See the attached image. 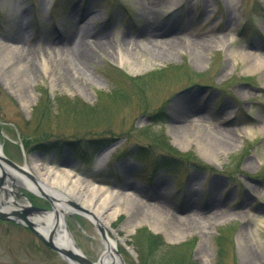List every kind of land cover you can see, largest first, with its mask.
I'll use <instances>...</instances> for the list:
<instances>
[{"label":"rangeland","instance_id":"rangeland-1","mask_svg":"<svg viewBox=\"0 0 264 264\" xmlns=\"http://www.w3.org/2000/svg\"><path fill=\"white\" fill-rule=\"evenodd\" d=\"M142 30L160 43H145ZM15 34L29 68L12 88L0 78V145L10 160L23 167L35 157L135 194V211L113 225L125 264H156L175 247L191 264H264V75L243 54L264 58V0H0V42ZM68 35L84 40L86 58L55 51ZM230 46L239 54L229 56ZM165 68L172 75L145 95L113 96L121 75L141 82ZM187 115L191 122L177 120ZM89 130L109 135L103 147L76 142ZM63 137L73 141L59 144ZM17 190L14 202L52 208ZM65 221L95 262L102 238L93 221L76 209ZM15 226L24 225L0 220V264H68Z\"/></svg>","mask_w":264,"mask_h":264},{"label":"bare ground","instance_id":"bare-ground-1","mask_svg":"<svg viewBox=\"0 0 264 264\" xmlns=\"http://www.w3.org/2000/svg\"><path fill=\"white\" fill-rule=\"evenodd\" d=\"M140 34L142 40L149 45L155 47L160 43L156 42L153 38V36L156 35L155 33L142 30ZM77 36H79V32L78 35L76 34V37ZM159 36L161 35L157 34V37ZM76 37L73 38L68 35L65 38L66 42L64 44L55 47L57 49L55 50L56 52L67 55L71 62L79 61L81 58L83 59L87 56L84 40H75ZM19 41L20 35L15 34L12 38L11 44L7 45L0 42V78H2L5 85L9 88L19 84L22 79L20 72L22 70L27 72L29 68V62H24L22 60L23 54L18 47V43H20ZM226 51L229 56L239 54L238 50L232 48V46ZM243 54L250 61L251 68L255 71L262 72L264 75V58L258 57L247 51ZM18 57L20 60H18ZM119 63L121 66L126 65L129 67L132 72H137V70H135L136 65L122 54L119 56ZM44 67L45 71L49 68L46 65H44ZM20 102L24 109H29L30 100L28 97L20 99ZM180 117L181 118L177 120H180L183 123L192 121L190 118L192 116L189 117L187 115L186 117ZM262 121L264 125V117L262 118ZM219 131L223 132L226 136L229 135V133L224 131L223 128L221 130L219 129ZM230 137H232V135H230ZM4 152V146L0 145V154H3ZM30 164L25 162L22 171L10 169L3 164L0 165V173L6 178L3 188L0 190V210L12 213V210L24 206L20 203L14 202L18 192L17 189L23 188L28 192L35 193L41 188L54 198L56 210L59 212V215L57 216L55 211L47 210L42 213L32 214L29 217V220L40 232L46 236L52 237L56 244L67 246L68 248H72L84 254L82 250L76 246L74 238L71 237L70 232L64 225V222H66V215L73 211V208L67 204V201H72L73 204L81 209L82 213L93 220V222L99 223L105 231L107 238L106 241L102 240L100 242L102 251L98 254V259L95 261L96 264H124L123 259L116 253V251L119 248V240L126 246L127 244L114 230L113 225L114 222L125 213L135 211L134 206L137 202L136 195L124 191L119 192L105 189L96 183L83 179L69 169H61L55 166H44L41 161L35 157L30 158ZM32 170L38 175L37 186L30 182L26 176V173H30ZM11 193H13V196L8 195ZM25 200L24 203H26L25 205L27 207V205L30 204V200L28 198ZM134 224L135 223H129V232L135 230L136 226ZM112 234L114 235L112 236Z\"/></svg>","mask_w":264,"mask_h":264},{"label":"trees","instance_id":"trees-1","mask_svg":"<svg viewBox=\"0 0 264 264\" xmlns=\"http://www.w3.org/2000/svg\"><path fill=\"white\" fill-rule=\"evenodd\" d=\"M169 75L171 76L172 74L168 71L167 68L160 70L158 73L152 74L149 78H145L141 82H139V80H137L135 78H129V77H125L124 75H121L124 77V80H122L120 83L117 82L115 88H118V89H117V92H115L113 96L115 98L117 97L118 99H119V97L122 98L123 99L122 101H124V102H129L133 99V97H135L137 95H139V96H141L143 94L145 95L146 90L151 88V86H153V85L155 86V85H158L159 83L161 84L163 81H166L168 79ZM125 88H127V89H125ZM139 91H140V93H139ZM123 93H125V95H123ZM38 113L40 114L39 116H43L45 114V112L42 111V109H39ZM89 122H91V121H89ZM76 134L79 135V137L77 138L78 140L76 142H83V141L90 142L91 147L93 149H96V148L100 149V147L104 143V141L102 140L103 136H107L105 138L109 137V135L101 133L97 130H95V131H93V130L84 131L83 133L82 132H78V133L76 132ZM87 137H89V138H87ZM67 141L70 142V141H73V139L63 137L60 140H57V142H59V144H67L66 143ZM77 144H74L73 147H81V148L86 147L83 144H78V146H77ZM162 149L166 150L168 152L166 147H162ZM84 153L85 152H83V154ZM169 155L171 157L172 154L169 153ZM147 234H148L147 232H146V234L141 232L139 235H141V237H144V239H145V238H147ZM168 249H169L168 252H166V251H164V252H166L168 254V256L170 257L169 259H161L158 261H155L153 259V261H155L156 264H191L192 261H190V252L187 253L185 248L175 247V248H168ZM219 251L221 254L223 253L222 249H220ZM222 258L223 257L221 256V259Z\"/></svg>","mask_w":264,"mask_h":264},{"label":"water","instance_id":"water-1","mask_svg":"<svg viewBox=\"0 0 264 264\" xmlns=\"http://www.w3.org/2000/svg\"><path fill=\"white\" fill-rule=\"evenodd\" d=\"M6 165L9 168L16 170V171H22V168H20L19 166H17L16 164H14L13 162H11L9 159H7L3 154H0V165ZM26 176L37 186L38 183L36 182L35 178L32 177L30 174L26 173ZM4 176L1 177L0 176V189L2 187L3 181H4ZM39 192L41 193V195H43L53 206V209L55 211V214L58 216L59 212L56 210V205L54 204V200L53 198H51V196L49 194H47L44 190H42L41 188L38 189ZM67 204L70 205L71 207L77 208L78 210H81L78 206L73 205L71 202L67 201ZM39 212L38 209L35 208H28V209H24L22 212H13L12 214L17 217L18 219L23 220L26 225L32 230V232L41 240L43 241L48 247L52 248L53 250H55L56 252L60 253L68 262H70L71 264H96L92 261H90L85 255H83L81 252L76 251L72 248H68L67 246H63V245H57L56 243H54L52 241V237L46 236L45 234H43L42 232L38 231L37 228H35V226L33 225V223L29 220V216L31 214L37 213ZM0 218L1 219H8V216L4 213H2L0 211ZM95 225L97 226V228L100 230L103 239L106 240V234L105 231L103 229V227L95 222ZM67 230L68 227L66 226ZM69 231V230H68ZM106 253V252H104ZM116 253L118 254V252L116 251ZM119 255V254H118Z\"/></svg>","mask_w":264,"mask_h":264},{"label":"flooded vegetation","instance_id":"flooded-vegetation-1","mask_svg":"<svg viewBox=\"0 0 264 264\" xmlns=\"http://www.w3.org/2000/svg\"><path fill=\"white\" fill-rule=\"evenodd\" d=\"M42 198V197H41ZM44 199V198H43ZM17 203V202H16ZM46 204H48V206L50 205V203L46 200ZM25 206V205H24ZM24 206H22V207H24ZM26 207V206H25ZM33 207H36V208H38L39 210H41V212H38V213H42V212H44V211H47V210H50V209H48V208H41V207H38V206H33ZM50 207H51V205H50ZM15 227H19V228H22L23 230H25L26 232H28V233H30V234H32L33 235V233L31 232V230L29 229V228H27L26 226H15ZM34 236V235H33ZM39 241V240H38ZM42 243V242H41ZM42 245H43V243H42ZM47 248V247H46ZM48 249V248H47ZM49 250V249H48ZM50 252H52L51 250H49ZM52 253H54V252H52Z\"/></svg>","mask_w":264,"mask_h":264}]
</instances>
